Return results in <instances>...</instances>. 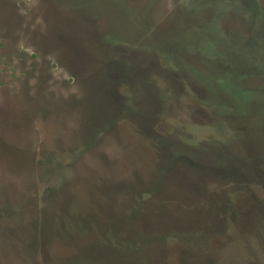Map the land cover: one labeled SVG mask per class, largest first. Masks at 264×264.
<instances>
[{"label": "rangeland", "instance_id": "rangeland-1", "mask_svg": "<svg viewBox=\"0 0 264 264\" xmlns=\"http://www.w3.org/2000/svg\"><path fill=\"white\" fill-rule=\"evenodd\" d=\"M75 1L0 0V259L264 264V76L230 65L264 71V0L254 28L238 0H122L155 58L122 36L106 49L102 16L97 43ZM203 25L242 58L210 47ZM176 37L247 87L215 104L169 57Z\"/></svg>", "mask_w": 264, "mask_h": 264}, {"label": "trees", "instance_id": "trees-1", "mask_svg": "<svg viewBox=\"0 0 264 264\" xmlns=\"http://www.w3.org/2000/svg\"><path fill=\"white\" fill-rule=\"evenodd\" d=\"M79 1L80 0H77V1H75L73 3H69V4L73 9H75L76 7L80 6V5L75 4V3H78ZM119 4H121L120 5L121 10H119ZM100 6H101V8H103V10L105 11V13L107 15V16H104V18L108 22V27L111 26L112 29L114 28V30H115L114 33H112V34H114V38L112 39V41L115 42V41H117V37L122 36V39H119L120 44L127 43V42L134 43L135 45H137V47H140L143 50V54H146V56L148 54V52H147L148 49H150V52L153 55V57L155 56V54L152 53L153 45H151V44L147 45L146 44L148 42L147 36L145 37V39L139 37L140 33H138V32L140 31L142 25H144V22H142V24L140 23V26L136 24V21H139L138 15H137V20L134 21L130 17V15L124 11V7H125L124 1L119 0V2H117L115 0H106L102 4H100ZM133 18H134V16H133ZM130 27H132V28H130ZM206 28L207 27H204L200 31L202 32V34H204L207 37V40L210 41V43H211L210 46H215V45L220 46V43L222 42V38L218 39L216 36L217 33L215 34L214 32L207 34ZM129 30L132 31L130 33V35H128ZM136 33H138V34H136ZM136 35H137V37H136ZM162 35H164V33H162L161 36ZM135 37H136V39H135ZM108 40L110 41V37L108 38ZM166 43H167L166 39L161 40V37H160V38L154 40L152 44L157 45V47H159V48H161V46L163 48L173 47L172 44L169 45V43L168 44H166ZM233 47L234 46H232L231 48H233ZM192 50H194V49H192ZM226 50L230 51L231 49H230V47H228V49H226ZM165 51H167L168 53H171V51H168V49H165ZM188 52H190V51H186L185 44L181 42L179 37H176V51L173 52L169 57H174V58L176 57V62H177L176 64H178L179 71L180 72L182 71L181 73H183L184 75L186 74L189 78H191V80L193 82H195L199 88L205 89L206 90L205 92H207V94L209 95V99L212 100L218 106H221L218 99L222 95H225V94L227 95V93H228L227 91L229 89H231L232 87H235L238 90H243V89H245L244 87H247V83L245 81H243L242 79L231 81L227 78L219 79L218 77H216L217 75L222 74L223 68H225V65H224L225 63L224 64L221 63V66H215L214 64L209 63L207 61V59H204L201 57L204 61L203 62V61L199 60L196 55L190 54V53L188 54ZM228 54H230V53L228 52ZM233 54H235V53H232L230 55H233ZM206 69L209 71H212L214 69L213 72H215V75L213 77L216 79L210 80V78H206L203 75L199 74L200 72H202ZM200 77L205 78V79H201ZM223 79L228 84L227 88H220V86H219L220 80H223ZM202 80H203V82H202ZM204 80H206V81H204ZM199 81L202 83H199ZM219 93H221V95H219ZM172 96L176 97V94H173ZM206 97H207V95H206ZM55 190L56 189H52V191H50V193L53 195ZM261 227H262L261 231L258 230L257 232H259V235H260V232H262V234L264 235V222L261 223ZM257 232L255 234H257ZM192 235L193 234H190V233H180V236L184 237V238L185 237H191ZM164 236H166V235H161L162 238H164ZM141 245H142L141 242H137L135 245L133 243V246H139L140 247ZM99 247H101V249L113 248V246L110 245V240L107 238H105L104 240L101 241ZM117 247H118V250H127V249H130V244L120 243ZM111 257L113 259L114 255ZM112 259H110V261H112Z\"/></svg>", "mask_w": 264, "mask_h": 264}, {"label": "flooded vegetation", "instance_id": "flooded-vegetation-1", "mask_svg": "<svg viewBox=\"0 0 264 264\" xmlns=\"http://www.w3.org/2000/svg\"><path fill=\"white\" fill-rule=\"evenodd\" d=\"M85 1L87 3H85ZM85 1H81V2L79 1L78 3H75V4L80 5V6L76 7L75 9L72 8L71 11L72 12L74 11L75 14L77 15V20L80 22V24H79L80 27L83 25V27H85L86 29H89V31H91V33L92 32L95 33L94 39H96V41L98 43L99 42V38H101V33H99V28L100 27L95 25V21L96 20H94V18H99V17L102 16V18L104 19V21H106L105 18H104V16H107V15H106L105 11L103 10V8H101V6H100V4H102L106 0H94V1H92V3H88V0H85ZM90 5L93 6L94 8L96 7L95 10H93V8H91ZM120 5L121 4H119V10H121ZM237 5H238V7H237L238 10L241 9L242 11H244L245 8H246L247 17L253 18V22L256 24L255 26H253V28L256 27L259 24V22L257 20V17L260 15V12H261V8H260L259 4L257 3V1L256 0H238ZM228 9L229 8H226L224 11H226ZM124 11L127 13L126 6L124 7ZM229 11H230V13H232L231 16L233 17V11H234V9H231ZM91 13H93V15ZM238 13H240V12H238ZM228 17H230V16H228ZM193 18L196 21H198L197 19L201 20L203 17L201 15H199V12H198V14L194 15ZM103 27H104L103 28V32L108 33L110 35L109 36L110 37V41L109 40L106 41V43L109 45L108 48H106V49H110L112 47L110 45H112L114 43V41H112V39L114 38V34H112V33H114L115 30H114V28L112 29L111 26L108 27V22L107 23L105 22ZM130 28H132V27H130ZM203 28H204V25L202 27H200L201 30ZM206 29L208 31L209 28H206ZM128 32H129L128 35H130V33L132 31L129 30ZM208 44L211 45V43H208ZM217 46H219V45H217ZM220 46H221V48L228 49L227 42H221L220 43ZM221 63L224 64L225 61H221ZM107 72L108 73L106 74V77L105 78H111L112 75H114L113 69L111 71V67L110 66H108ZM199 93H202V92H199ZM203 93L205 95H207V97L209 98V95L207 94V92L203 91ZM121 107H122V109H120V110H121V113L122 114L123 113H132V110H131V108H130L129 105L126 106V107H123V106H121ZM116 108L117 107H115V109ZM149 116L152 118V115H149ZM0 261H1L2 264H6V262L3 260V257H1Z\"/></svg>", "mask_w": 264, "mask_h": 264}, {"label": "water", "instance_id": "water-1", "mask_svg": "<svg viewBox=\"0 0 264 264\" xmlns=\"http://www.w3.org/2000/svg\"><path fill=\"white\" fill-rule=\"evenodd\" d=\"M231 9H236V7H234V8H229V10H231ZM238 12H240V9L238 10ZM219 13H220V12H219ZM219 13H216V14H215V16H216L217 18L220 17ZM221 18H222V16H221ZM238 32H239V31H238ZM229 53L232 54V53H234V52H230V51H229ZM238 56H239L240 58H242V56H241L240 54H237V53H235V54H233V55H230L231 59H237ZM230 62H231V63H230L231 67L234 69V72L237 73V74L241 73V74H244V75H248V74H250L252 71H257L261 77L264 76V71H263V69L260 68V67H259L258 65H256V64L245 63V61H242V64L234 63V62H232V61H230ZM248 76H251V75H248ZM260 76H253V78H254V77L259 78Z\"/></svg>", "mask_w": 264, "mask_h": 264}]
</instances>
